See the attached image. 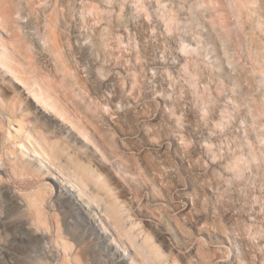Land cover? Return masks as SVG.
Here are the masks:
<instances>
[{"label":"rangeland","instance_id":"374dc122","mask_svg":"<svg viewBox=\"0 0 264 264\" xmlns=\"http://www.w3.org/2000/svg\"><path fill=\"white\" fill-rule=\"evenodd\" d=\"M2 98L101 183L158 264H264V0H0ZM55 181L0 170V264L69 263L91 241L99 264L117 257L88 228L64 248Z\"/></svg>","mask_w":264,"mask_h":264},{"label":"bare ground","instance_id":"6f19581e","mask_svg":"<svg viewBox=\"0 0 264 264\" xmlns=\"http://www.w3.org/2000/svg\"><path fill=\"white\" fill-rule=\"evenodd\" d=\"M12 84L20 85L16 81H13ZM20 97L25 102L29 113L36 117L45 113L57 118L41 103L36 94H27L26 97V93L24 96V92H21ZM131 114L130 110L124 113L128 123H131ZM5 116L8 117L9 124L13 121L17 122L18 129L14 134L8 132L5 135L3 118ZM40 117L45 122L48 121L44 116ZM92 160L94 165L99 167L98 162ZM7 164L16 176L25 174L40 181L48 178L55 179L59 188H67L66 197L71 201V204L65 205L62 199L61 206L64 208L65 217L73 218V222L69 224L66 221L67 218L63 222V218L57 219V215L53 217L56 230L62 235L66 250L72 251L74 244L80 243L79 239L84 237V235L79 236L80 229L83 231L84 228H88L90 233H93L90 235H94L95 232L99 233V236L94 237L96 242L104 244L107 248L111 247L110 251L114 249L117 251L112 254L117 257L113 256L108 264H113L118 259H121L125 264H158L150 251L151 248L138 240L133 228L128 225L123 213L101 183L67 161L66 156L54 147L42 130L30 125L19 115V108L14 106V103H9L2 98L0 99V170ZM45 200L46 196L42 191H37L30 196L34 208L32 220L38 226L48 229L43 209ZM75 215L79 216L81 221L76 219ZM22 216L31 217L30 214L26 215L23 212ZM69 225L72 228H69ZM100 252L101 248H96L94 241L87 242L79 253L71 255L69 263L65 262L64 264H77L81 260L89 261L90 264H99Z\"/></svg>","mask_w":264,"mask_h":264}]
</instances>
